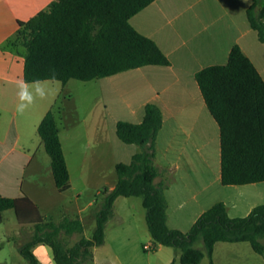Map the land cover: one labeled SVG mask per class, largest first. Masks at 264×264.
<instances>
[{
	"label": "crops",
	"instance_id": "obj_1",
	"mask_svg": "<svg viewBox=\"0 0 264 264\" xmlns=\"http://www.w3.org/2000/svg\"><path fill=\"white\" fill-rule=\"evenodd\" d=\"M52 1L0 0V194L28 196L45 218L52 216V209L47 208L66 197L56 185L51 158L49 160L41 152L42 146L46 148L38 132L46 113L55 110L60 89L58 82L54 81L58 79L41 80L50 89L47 99L37 100L22 115L17 113L15 81L25 80V56L21 47L10 45L8 39L19 28V21L28 20ZM251 2L154 0L131 16V24L154 39L170 63L147 64L100 77L104 81L101 100L105 112L100 123L102 131L95 138L97 146L92 155L93 171L89 178L84 177V187L75 188L60 129L70 172V188L76 192L70 197L69 204L61 202L59 219L64 215L70 216L72 212L74 217L83 220L85 228L88 224L95 228L92 209L96 206L97 195L104 187L111 189L115 186L118 179L116 164L130 162L133 154L140 150L136 143L121 142L117 122H141L148 102L157 103L163 114V124L157 137L156 164L167 170L156 181L172 176L165 190L167 223L171 228L189 230L197 218L218 201L226 204L232 217L246 216L256 205L264 203V181L222 183L220 127L206 104L196 78V73L206 66L227 63L235 44L242 47L264 78V41L259 39L248 19L247 8ZM106 167L110 168L108 173ZM128 197L120 195L116 198L113 215L106 224L105 242L93 249V264H181V250H173L172 246L153 242L155 251L145 253L141 250L136 241L137 233H134L136 227L127 223L121 207ZM122 198L125 200L121 201ZM4 212H0V222L4 219ZM113 219L115 222L110 227ZM26 224L18 233L19 247L34 229L33 224ZM109 227L113 228L112 232L120 228L130 231L125 235L111 232L110 236L119 239L112 244L108 241ZM76 233L70 235V245L84 235V232L79 233L81 236L76 239ZM220 242L232 241L216 242L213 253L215 264H218L216 252ZM40 244L47 246V252L39 250L40 259L47 260L51 255L57 264L48 244L37 243L33 249Z\"/></svg>",
	"mask_w": 264,
	"mask_h": 264
},
{
	"label": "trees",
	"instance_id": "obj_2",
	"mask_svg": "<svg viewBox=\"0 0 264 264\" xmlns=\"http://www.w3.org/2000/svg\"><path fill=\"white\" fill-rule=\"evenodd\" d=\"M154 0H53L26 21L8 39L16 48L24 47L26 81L70 78L91 80L147 65L170 63L151 37L130 22L132 15ZM251 26L264 41V0H252L247 8ZM206 104L217 120L221 138L223 184L264 181V78L239 44L230 51L225 64H213L196 73ZM163 114L155 102L145 105L139 122L119 120L117 134L140 150L130 162L116 164L117 182L104 187L96 198L92 214L96 225L92 236L83 235L70 245L66 236L84 232L81 218L64 215L60 221L45 218L28 196L0 194V212L13 208L22 224H33L28 240L19 248L31 264H38L33 246L52 247L57 264L92 261L95 246L105 242V229L113 215L118 196H142L148 229L155 244L181 250V264H199L207 255L214 262L218 241H249L264 255V203L248 215L232 217L223 201L205 210L189 230L171 228L167 223L165 190L172 176L156 178L166 171L156 164L157 137ZM51 157L55 182L60 191L70 186V172L60 139L56 112L49 110L38 126ZM203 241L204 248L195 243ZM173 264V263H171Z\"/></svg>",
	"mask_w": 264,
	"mask_h": 264
},
{
	"label": "rangeland",
	"instance_id": "obj_3",
	"mask_svg": "<svg viewBox=\"0 0 264 264\" xmlns=\"http://www.w3.org/2000/svg\"><path fill=\"white\" fill-rule=\"evenodd\" d=\"M21 51H24V47H21ZM54 82H58L60 89V96L54 111L56 112L59 128L62 131V138L67 149L68 159L74 176V184L77 189L85 186L84 177L89 178L90 172L93 171L92 164L94 160L92 159V155L97 146L95 138L99 135V132L102 131V124L100 125V123L104 118L105 112V106L101 100L104 81L102 78L91 80L70 78L64 85L60 80H55ZM97 127H99V129L96 130ZM121 142L127 144L124 141ZM41 152L50 160L51 157H49V154L43 146L41 147ZM37 156H39V154ZM105 169L106 173L110 171L109 167ZM63 192L66 197L62 198L60 202H57L55 206H49L47 208L52 209L50 210L52 211V216H47V219L60 221L59 209L62 204L61 202L69 204L68 201L76 190L71 189L69 186L67 189L63 190ZM120 200L122 201L125 199L122 198ZM126 200L127 201L123 203L121 207H123V213L128 219L126 220L127 223H133L136 227L134 233H137L136 241L139 247L145 253L155 251L153 239L145 218L146 208L143 205L142 196H129ZM118 206H120V201ZM71 214L70 216L74 217L73 214ZM114 222V219L110 221V227ZM23 225L25 224L19 222L13 208L5 210L4 219L0 222V262L31 264L29 260L20 253V237H18V233L21 229L26 227ZM110 227L108 241L114 244L118 242L119 239L115 236H110L112 232L111 229H113ZM93 230V226L88 224L85 228L84 235L91 237ZM129 231V229L120 228L113 230L112 233L117 232L121 235H125ZM75 235L76 239L81 236L79 233ZM65 237L67 241H72L70 235ZM261 240L264 242V238ZM145 243H147L149 248L144 247L146 245ZM195 245L202 249L204 248L202 240L197 241ZM172 249L179 251V249L175 247H172ZM216 253L218 264H264V255L254 251L247 241L234 243L220 242L217 245ZM177 261L179 262V257ZM80 264H93V262L88 261ZM133 264L139 263L133 262ZM199 264H210V258L206 255Z\"/></svg>",
	"mask_w": 264,
	"mask_h": 264
},
{
	"label": "clouds",
	"instance_id": "obj_4",
	"mask_svg": "<svg viewBox=\"0 0 264 264\" xmlns=\"http://www.w3.org/2000/svg\"><path fill=\"white\" fill-rule=\"evenodd\" d=\"M17 88V104L15 110L19 114H24L30 106H32L37 100H45L50 94V89L41 80L26 81L18 79L15 81ZM40 249H45L47 252V246L40 244L33 249V255L37 258L38 264H55V261L51 255L48 256L47 260H41L38 255Z\"/></svg>",
	"mask_w": 264,
	"mask_h": 264
},
{
	"label": "built area",
	"instance_id": "obj_5",
	"mask_svg": "<svg viewBox=\"0 0 264 264\" xmlns=\"http://www.w3.org/2000/svg\"><path fill=\"white\" fill-rule=\"evenodd\" d=\"M145 248H149V246L146 244L145 246H144Z\"/></svg>",
	"mask_w": 264,
	"mask_h": 264
}]
</instances>
